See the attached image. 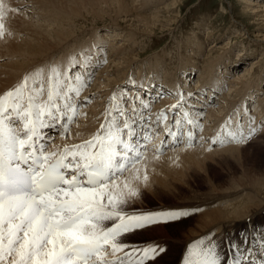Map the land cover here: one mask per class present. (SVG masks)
<instances>
[{
  "label": "snow or ice",
  "instance_id": "6c2138e0",
  "mask_svg": "<svg viewBox=\"0 0 264 264\" xmlns=\"http://www.w3.org/2000/svg\"><path fill=\"white\" fill-rule=\"evenodd\" d=\"M4 16L0 0V21ZM3 28L0 22V35ZM93 48L95 57L86 52L72 55L65 71L50 65L45 80V69L40 68L0 95V264H148L167 249L151 243L136 247L122 237L191 214L187 210L128 212L132 198L140 196L132 184H146L148 175L125 176L144 159L161 121L168 139L156 148L157 156L169 141L173 147L182 142L185 122L193 126L186 133V146H192L198 121L189 111L170 124L161 112L153 122L142 97L130 99L127 89H117L104 122L90 139L48 150L53 137L44 130L62 137L69 133L80 107L78 98L94 76L92 69L106 63L99 57L104 49ZM183 96L173 109L182 106ZM254 134L255 129L247 136L229 133L237 144ZM248 244L246 238L245 247L230 243L225 259L222 245L209 234L187 246L182 264H264V233L251 247Z\"/></svg>",
  "mask_w": 264,
  "mask_h": 264
},
{
  "label": "bare ground",
  "instance_id": "6f19581e",
  "mask_svg": "<svg viewBox=\"0 0 264 264\" xmlns=\"http://www.w3.org/2000/svg\"><path fill=\"white\" fill-rule=\"evenodd\" d=\"M152 1L158 0H67V3L65 0H3L6 6L5 11L8 7L10 8V2L13 3H11L12 5H16V8L20 7L19 10H22L23 13L20 15L16 11L15 14L13 13V18L20 15L21 20L27 23L22 21L24 24L20 25L22 27L11 25L13 28H17L16 30L24 31H17L18 33L22 32L20 34L24 38H21L19 34H15V36L10 34V36L8 33L6 38L4 37L5 40H0L2 54L12 56L11 60H14L12 65L10 64L6 68L0 64V95L5 93L8 86L11 90L14 89L25 75L34 76L40 68L45 69L44 78L46 80L47 69L50 65L59 66L62 71H65L72 55L86 52L87 55L95 57L93 46L107 49V53L104 51L99 53V57L105 56L102 60H106V63L96 69V74H94L91 83L83 89L78 98L80 107L74 122L70 125L69 133L62 137L59 133L49 132L48 129L44 130L51 133L50 135L53 137L48 142L49 151H59L65 146L79 144L90 139L104 122V112L110 97L117 89H127V95L130 99L135 96L142 97L143 101L149 105L150 110L145 111L147 115L151 116L153 122H155L157 115L163 112L167 114V123L170 124L174 117L180 118V114L185 111H189L192 117L198 121L195 132H201V135L198 134L197 136L201 141L199 142L197 139L195 143L192 142V146H186V133L193 126L185 122L184 126L186 125V127L182 129L185 133L182 142L173 147L169 141L168 147L162 152L165 153L163 156L166 158L177 154H188V157H191L201 167V163L210 159L212 155L219 156L224 152L234 151L248 142L246 140L244 144H237L231 140L229 133L237 135L242 133L245 136L250 129H255L257 133L264 132V72L260 74L264 69V52H260L261 48L264 51V33H259L260 35L253 37L254 40L251 39L250 33L252 27L256 26L260 30L264 27V0H240L243 10L237 17L238 19L234 18L233 20L242 27L239 31L240 36L242 38L246 36L252 43H256V50L258 49L257 51L262 53L260 59L256 60L254 55L257 56L259 53L249 52L248 55L253 57L247 58L248 64H244L246 67L240 70L236 65H232L236 63L237 58L235 62L230 60L228 45L230 42H226L224 46L212 45L208 48L209 50L203 52L201 49L203 43L199 42L200 39H186L179 44L173 38L171 30L166 31L175 41L176 47L174 48L178 50L177 53L175 52L177 56L172 57L173 55L169 52L166 53L161 50L160 54L154 57V61L146 60V63H143L138 52L143 48H140L137 36H153L155 29L164 31L162 27L170 26L172 22L171 20H168V23L165 22L163 15L165 14L166 18L172 19L177 16L175 14H169V16L168 13L170 12L165 13V11L172 12L184 2L183 0H173L170 6L165 9L160 8L159 10H162L164 14L159 15L161 19L155 25V20L161 11L151 15L142 13L146 7L152 5ZM30 7L31 9H29ZM73 11H78L81 16L75 18ZM103 16L113 20L112 29L95 34L93 23L91 25L93 27L88 30L80 27L79 20L81 17L86 20L87 18L94 19ZM250 21H253L255 26L254 23H249ZM245 23L248 24L245 25ZM120 24H124V27H120ZM11 26L10 28H12ZM13 28L12 30L15 32L16 30ZM85 34L88 39H81ZM13 40L15 45H12ZM182 45L183 51L181 50ZM213 48L214 51H212ZM89 49L92 51L88 52ZM242 50L243 47L240 45V51ZM213 54H215L214 57ZM162 57L174 58V67L170 71L166 69L168 65L165 66L164 62L162 63ZM238 57H240V53H238ZM91 63L93 65L96 63L95 58ZM194 67L197 69L195 70ZM2 68L5 69L2 70ZM193 69L197 80H201L204 75L208 76L209 85L205 90L195 88L193 83L187 82L189 70ZM232 69H235L234 72ZM257 71L259 74L256 73ZM225 84L227 86L224 90ZM155 90L160 91L157 94ZM181 93L184 94L182 106L173 109V105L181 104ZM196 93L200 95V98L196 97L198 100L202 98L203 106L201 101L193 102ZM89 96L90 102L85 101V98ZM151 96L154 98L156 96V99L152 100ZM149 102L153 103L149 104ZM137 104L139 105L138 102ZM202 107L206 112H198ZM128 108L131 110V104H128ZM242 116L244 119H239ZM156 129L153 132V136L156 132L155 137H152L147 145L144 159L136 165L135 169L126 172V177L139 174L142 178L146 174L147 166L162 158V154L156 155V148L161 141L167 140L164 136L165 122L161 121L159 128ZM220 130L222 134H219ZM214 131H216L217 136L213 139L209 138ZM213 140H216L217 143L211 145ZM221 141H223L222 144ZM132 186L144 187L145 183L134 182ZM232 191L234 192L226 196L221 195V198L212 202L217 203L215 207H220L221 204L225 205L210 212L206 215L207 218H201L200 225L202 227L198 231L199 234L202 232L201 235H204L205 232L214 227L223 235V246L227 251V246L230 243L245 247V238L249 241L247 246L251 247L255 241L260 239V234L264 233V198H262L261 192L258 189L250 191L244 188H237ZM227 192L229 193V191ZM223 194L225 193L223 192ZM181 231L183 232L184 228ZM148 233L146 236L149 235L148 239L150 240L147 243L135 241L128 235L122 239L130 245L142 248L155 242V239H164L161 237L166 235L163 228L158 225L150 227ZM184 237L186 238L182 244L184 249L190 243L201 238L200 235L196 236L194 233ZM172 241H174L173 238ZM221 251L224 253V250ZM172 254L175 255L173 252ZM163 258L166 259L160 261V257L158 259L160 262L157 264H174L176 261V259L173 262L170 261L168 256ZM225 259H227V254ZM148 264L154 263L149 261Z\"/></svg>",
  "mask_w": 264,
  "mask_h": 264
},
{
  "label": "rangeland",
  "instance_id": "374dc122",
  "mask_svg": "<svg viewBox=\"0 0 264 264\" xmlns=\"http://www.w3.org/2000/svg\"><path fill=\"white\" fill-rule=\"evenodd\" d=\"M172 1L173 0L152 1V5L146 7V9H144V12L142 13L151 15L154 12L161 11L158 14V17L154 23L155 25H157L158 23L156 22L161 19L159 15L164 14L163 11L159 9H165L166 7L170 6V3ZM183 1L184 2L181 3L178 9L172 10V12L165 11V13L170 12L168 13V15L175 14L177 16L176 18L172 19L166 18L165 14L163 15L165 22H167L168 20H171L172 22L170 26L162 27L164 31L155 29L153 36H137V42L140 48H143V50H138V52L140 53V60L143 63H146V60H148L149 62L154 61V57L159 55L161 50L166 53L169 52L173 55L172 57H176L177 54H175V52L177 53L178 50L177 48H174L176 47L174 42L176 41V43L178 42L180 44L183 43V41H186V39L192 40L194 38H197L198 40L200 39L199 42L203 43V47L201 48L203 52L209 50L208 48H210L212 45H217L218 47L224 46L226 42H230L228 43L230 49V60L235 62L237 58L236 63H233L232 65H236L237 67H239V70L246 67V65L244 64H248V61L246 62L247 58L253 57L248 55L251 53V51L258 52L259 54H257V56L254 55V58L256 60L260 59V54H262L260 52H264L263 48H261L259 52L257 51L258 49L256 50V43H252L250 39L246 36L243 37V40V38L239 34V31L242 27L238 22H233L234 18L238 19L237 17L240 16L241 11L243 10V6L241 5L240 0ZM65 2L67 3V0H65ZM11 3L12 2H10V5L12 7L14 6V8H12L11 6L10 8L8 7L9 9L7 8V10L5 11L6 15L4 16L3 21H0L4 25L3 34L0 35V40H3L8 33L12 36H15V34H19V36L21 37L22 34L20 33L24 32L20 29L22 32L18 33L20 30H16L17 28L15 29L12 27L13 24L14 27H22L20 25L24 24L22 23V18H20L21 13H23L22 10L20 11V7L16 8V5H12L13 3ZM29 9H31V7ZM17 10L20 11H18V14L20 15H18L16 18L14 16L13 18V13ZM73 12L75 18L81 16L79 15L78 11ZM28 16H30V14H28ZM92 20L93 22H91ZM23 22L27 23L25 21ZM112 22L113 20L107 16L94 19L87 18L86 20H83L81 17L79 20V23L81 24L80 27L85 28V30H88L94 26L93 28L95 29V34L112 29ZM92 23L93 26H91ZM249 23L254 22L250 21ZM246 24L248 23H245V25ZM256 24L258 25L259 23ZM9 25H12L11 27L16 31L14 30L15 32H13L12 28H10ZM120 27H124V24H120ZM166 30H171L175 41L173 40L171 35L167 33ZM250 33L252 35L251 39L254 40L253 37L264 33V27L262 30H260V28L256 26L252 27ZM207 34H209L210 36ZM21 38L24 37L22 36ZM81 39L87 40L88 37L85 34L82 36ZM12 45H15L14 40L12 42ZM240 45L243 47L242 51H240ZM100 46H102V44H100ZM103 49L104 52L107 53V49L105 47H103ZM181 50L183 51V45L181 47ZM214 50L215 49L213 48L212 51ZM0 53L1 66L6 68L9 67L10 64L12 65V62L14 61L11 60L12 56L2 54L1 50ZM238 53H240V57H238ZM214 56L215 54H213V57ZM100 57L102 59L105 56L101 55ZM162 58V63L164 62L165 66L168 65L170 69L168 68V66L166 69H168L167 71H170L172 67H174V58ZM171 64L172 66H170ZM5 68H2V70ZM96 69L97 68H94L93 71L95 72ZM194 69L196 70L197 68L194 67ZM194 69L189 70V76L186 78L187 82L193 83L195 88L205 90L209 85L207 79L208 76L204 75L201 80H197ZM232 70L234 72L235 69ZM239 70L237 71L239 72ZM263 72L264 69H262L260 74H262ZM256 73L259 74L258 71ZM94 74H96V72ZM226 86L227 84H225V87H223L224 90ZM9 87L10 86H8L6 91L11 90V88ZM196 97L200 98V95L197 93L194 94L193 102L201 101L202 105V98L201 100H198ZM88 98H90V96ZM151 103L153 102H149V104ZM192 105H194V103H192ZM198 112L206 111L203 110L202 107L201 110ZM239 119L244 118L242 116ZM49 132L51 131L49 130ZM247 135L248 133L245 136ZM247 141L249 143L247 142L244 145L239 146L240 148L234 151L224 152L219 156L212 155L210 159H206L203 163H201V167L191 157H188V154H177L166 158L163 156L165 155V153H162V158L164 160L160 157L161 159H157L151 162V165L149 164V166H147L146 174L148 175V181L145 186H134V188H138L140 196L132 198L131 202L127 205V211L130 213L146 212V210L148 212H152L165 211V208H167L166 210H187L191 214L177 221H170L167 223L161 222L154 225L146 226L143 229L137 230L131 234H127L128 237H132L135 239V241L138 242L143 241V243H147L150 240L148 239L149 235L146 236V234H149L148 229L156 225L161 226L164 232L166 233V238L161 237L164 239H155V242H157V244L161 243V246L165 247L167 251L161 256L160 261L165 260L166 258L163 257L168 256V258L172 262L174 261V259H176L174 264H178L179 262H181L182 264L183 256L187 250V248L184 249L182 247L183 242L186 240L184 236H188L190 233H194L196 234V236L200 235L201 238H203L206 235L214 234L215 240L222 245L221 250H224V254L226 257L228 251L225 250L223 246V235L218 232V230H215V228L213 227L210 230L211 232L207 231L204 235H201L202 232L199 234L198 231L202 227L200 225L201 218H207L206 215H208L215 209L217 210V208L219 207H215L217 203L212 202L214 200H217L218 198H221L222 196H226L233 193L234 191L232 190H235L237 188H244L247 190L249 189L250 191H256L258 189L261 192L262 198H264V132H255L252 138ZM213 149L215 148L213 147ZM154 165L156 166V168ZM226 191H229V193H226ZM223 192L225 194H223ZM222 205L225 204H221L219 208L224 207ZM163 208L164 210H162ZM182 228H184L183 232L181 231ZM182 233H184L185 235ZM172 238L174 239V241H172ZM155 242H152L151 244H155ZM172 252L175 253V255H173ZM158 259L156 261L151 262L157 264L158 262H160Z\"/></svg>",
  "mask_w": 264,
  "mask_h": 264
}]
</instances>
